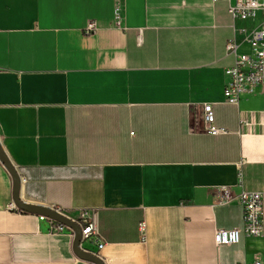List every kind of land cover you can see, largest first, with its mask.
Wrapping results in <instances>:
<instances>
[{"label":"crops","instance_id":"0c3cea01","mask_svg":"<svg viewBox=\"0 0 264 264\" xmlns=\"http://www.w3.org/2000/svg\"><path fill=\"white\" fill-rule=\"evenodd\" d=\"M260 22L234 27L225 1L0 0V140L20 198L95 215L104 264H264V234L214 241L244 227L222 187L264 192V88L224 97L227 44L249 52L240 30ZM206 104L228 133L205 131ZM48 228L0 160V264H96Z\"/></svg>","mask_w":264,"mask_h":264},{"label":"built area","instance_id":"2783aa9c","mask_svg":"<svg viewBox=\"0 0 264 264\" xmlns=\"http://www.w3.org/2000/svg\"><path fill=\"white\" fill-rule=\"evenodd\" d=\"M225 1L228 11L235 22L238 20L248 21L261 17L259 25L252 29H241L242 42L249 46V52H240V41L234 36L227 44V54L234 58L232 66L225 68L224 97L228 104L239 106L244 95L256 94L264 88V0H213V2ZM98 30L96 21H89L84 32L92 34ZM203 121L205 131L209 134H226L229 130L218 126L215 121V113L212 104L203 106ZM242 182V177L240 178ZM220 202L228 204L237 199L243 207V228H217L214 232V241L219 246H231L238 244L243 233L249 237H261L264 234V192L245 191L233 195L227 187L219 190ZM81 219L76 220L82 228L80 247L88 250L87 244H97L101 249L105 243L100 242L98 221L95 215L89 216L87 212L81 213ZM48 230L50 233L71 232L72 228L49 218ZM141 230L146 229V222L140 224ZM254 264H261L256 260Z\"/></svg>","mask_w":264,"mask_h":264},{"label":"water","instance_id":"95a60500","mask_svg":"<svg viewBox=\"0 0 264 264\" xmlns=\"http://www.w3.org/2000/svg\"><path fill=\"white\" fill-rule=\"evenodd\" d=\"M0 160L5 164L6 168L12 175L13 201L16 204V206L25 212L40 215L45 218L58 221L72 228L75 232L74 250L76 254L79 257L86 259V260L93 261L96 264H104L102 259L95 253H92L91 251H88V250L81 249L80 242L82 238V228H81V225L77 221L70 218L69 216H67L65 213L61 211H58L56 209H52L49 207H45L42 205L29 204L20 198V188H21L20 175L16 167L13 165L10 158L8 157L1 140H0Z\"/></svg>","mask_w":264,"mask_h":264}]
</instances>
